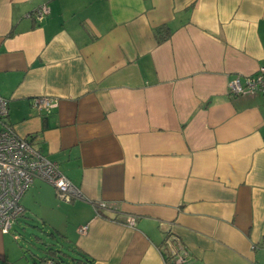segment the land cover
Masks as SVG:
<instances>
[{"label": "crops", "instance_id": "0c3cea01", "mask_svg": "<svg viewBox=\"0 0 264 264\" xmlns=\"http://www.w3.org/2000/svg\"><path fill=\"white\" fill-rule=\"evenodd\" d=\"M261 67L264 0H0L4 120L83 194L35 179L22 215L90 264H172L167 238L187 264H264V95L228 92Z\"/></svg>", "mask_w": 264, "mask_h": 264}, {"label": "built area", "instance_id": "2783aa9c", "mask_svg": "<svg viewBox=\"0 0 264 264\" xmlns=\"http://www.w3.org/2000/svg\"><path fill=\"white\" fill-rule=\"evenodd\" d=\"M49 8L42 4L29 16L41 20ZM231 95H264V67L251 75H236L228 82ZM56 101L48 96L33 99V106L38 110H48ZM7 115V100L0 95V231L10 232L13 222L22 216L24 207L21 197L30 184L39 179L50 184L58 199L71 202L83 199L81 190L75 186L58 168V165L42 155L27 137L18 135L13 127L4 120ZM100 206H104L103 203ZM134 217L129 216L126 224L132 225ZM86 227L79 231L83 232ZM172 264H187L188 253L180 243L166 239Z\"/></svg>", "mask_w": 264, "mask_h": 264}, {"label": "rangeland", "instance_id": "374dc122", "mask_svg": "<svg viewBox=\"0 0 264 264\" xmlns=\"http://www.w3.org/2000/svg\"><path fill=\"white\" fill-rule=\"evenodd\" d=\"M5 237L16 252L13 264H49L52 260L43 261L45 256L55 260L54 264H73L70 256H77L53 230L29 214L19 216ZM48 247L55 252L48 251Z\"/></svg>", "mask_w": 264, "mask_h": 264}, {"label": "trees", "instance_id": "16d2710c", "mask_svg": "<svg viewBox=\"0 0 264 264\" xmlns=\"http://www.w3.org/2000/svg\"><path fill=\"white\" fill-rule=\"evenodd\" d=\"M165 28L163 27H158L155 30V35H156V39L158 42H161L163 40H165V38L167 37L168 33L165 32ZM73 252L76 253L77 256H70V259L73 261V264H90L91 260H88L83 254H80L78 251L76 252L74 249H71ZM48 251H51L52 253L55 252V250L51 249L50 247H48ZM43 261H48V260H52L49 262V264H54L55 260L49 258V257H42Z\"/></svg>", "mask_w": 264, "mask_h": 264}]
</instances>
